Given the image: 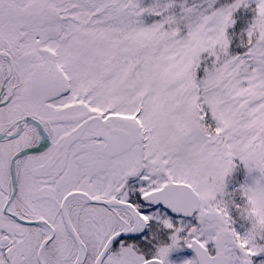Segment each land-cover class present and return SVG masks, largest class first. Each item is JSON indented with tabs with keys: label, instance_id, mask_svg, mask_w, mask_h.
Returning a JSON list of instances; mask_svg holds the SVG:
<instances>
[{
	"label": "snow or ice",
	"instance_id": "1",
	"mask_svg": "<svg viewBox=\"0 0 264 264\" xmlns=\"http://www.w3.org/2000/svg\"><path fill=\"white\" fill-rule=\"evenodd\" d=\"M0 264H264V0H0Z\"/></svg>",
	"mask_w": 264,
	"mask_h": 264
}]
</instances>
